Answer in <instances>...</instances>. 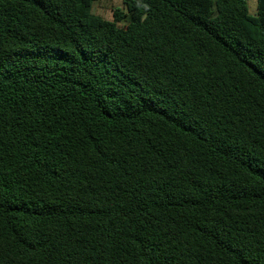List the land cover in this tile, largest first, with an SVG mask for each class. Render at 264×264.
<instances>
[{
	"label": "trees",
	"instance_id": "trees-1",
	"mask_svg": "<svg viewBox=\"0 0 264 264\" xmlns=\"http://www.w3.org/2000/svg\"><path fill=\"white\" fill-rule=\"evenodd\" d=\"M0 0V264H264V0Z\"/></svg>",
	"mask_w": 264,
	"mask_h": 264
},
{
	"label": "rangeland",
	"instance_id": "rangeland-1",
	"mask_svg": "<svg viewBox=\"0 0 264 264\" xmlns=\"http://www.w3.org/2000/svg\"><path fill=\"white\" fill-rule=\"evenodd\" d=\"M250 12H257V0H248ZM124 9L123 0H96L93 5V13L105 19L113 20L114 9Z\"/></svg>",
	"mask_w": 264,
	"mask_h": 264
}]
</instances>
